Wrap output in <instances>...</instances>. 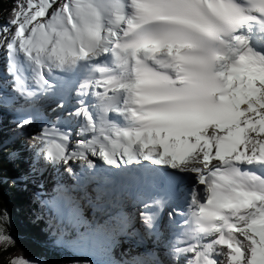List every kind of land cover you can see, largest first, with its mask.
Listing matches in <instances>:
<instances>
[{
	"label": "snow or ice",
	"instance_id": "obj_1",
	"mask_svg": "<svg viewBox=\"0 0 264 264\" xmlns=\"http://www.w3.org/2000/svg\"><path fill=\"white\" fill-rule=\"evenodd\" d=\"M0 49L18 97L59 95L63 115L31 137L39 161L70 175L77 161L150 162L163 194L137 216L170 264H264V0H14ZM60 195L77 217L104 210L70 187ZM84 219L108 233L130 218ZM7 223L0 257L14 246Z\"/></svg>",
	"mask_w": 264,
	"mask_h": 264
},
{
	"label": "trees",
	"instance_id": "obj_2",
	"mask_svg": "<svg viewBox=\"0 0 264 264\" xmlns=\"http://www.w3.org/2000/svg\"><path fill=\"white\" fill-rule=\"evenodd\" d=\"M12 7L10 0H0V24L6 23ZM11 117L7 113L0 115L1 140L10 134L7 119ZM35 134L16 137L15 142L0 147V215L6 216L7 232L14 241V246L0 257V264H7L9 254L22 255L37 264H69L68 256L54 241L59 237L69 240L78 234L71 217L63 219L54 212L50 215V206H45L37 195L25 198L24 186L15 184L16 176L29 173L26 159L30 154L35 157L31 148V137ZM54 229L58 232L52 234ZM115 252L112 255L116 259Z\"/></svg>",
	"mask_w": 264,
	"mask_h": 264
},
{
	"label": "rangeland",
	"instance_id": "obj_3",
	"mask_svg": "<svg viewBox=\"0 0 264 264\" xmlns=\"http://www.w3.org/2000/svg\"><path fill=\"white\" fill-rule=\"evenodd\" d=\"M12 3H14V0H10ZM1 54H3V50L0 49ZM4 55V54H3ZM1 57V56H0ZM2 58V57H1ZM5 62V59L4 61ZM4 70L3 64L0 62V71ZM6 78V77H5ZM1 109H4V112H8L11 113L13 111V109H6V106L3 105L1 107ZM12 113H15L14 111ZM21 114H14L12 115V117L10 119H7V128H8V132H11L12 135L17 134V138H20L24 135H31V134H35V132H39L41 125H39L37 123V119H33V123L31 126L26 127L24 129H20L17 127V123L18 121L22 118ZM16 121V123H14ZM45 162L39 161L37 159V161L35 162V164H33L31 166L33 170V174L28 177L30 179V181L32 180V184H29L28 186V191H27V187H25V190L27 192V194H31L30 192L32 191L33 193H37L36 188L34 187V183H35V179H36V175L39 171V169L41 168V165L44 164ZM72 182H74L73 178L72 180H70ZM17 186H19L20 184L18 182L15 183ZM25 198H27V196L25 195ZM75 221L78 222V220L75 218ZM118 227L116 228L115 232H102L100 230H97L96 232H98L99 234H106V238L108 236V240L110 241V239L112 238L113 234L118 235ZM89 231L87 232V235L84 237V239H71V241L68 243L66 240L64 239H60L56 238L55 239V243L57 246L61 247V251L63 253H65L69 259H67L69 262V264H119L117 260H113L111 259V257L108 255V251L110 249V247H112L111 245H115V243L118 241L117 238L115 240L111 239V244L109 245V248L103 246L104 244H99L97 243L93 238H91V240L89 239ZM56 231L55 229L51 231L52 234H55ZM61 233V231H59ZM113 241V242H112ZM82 242V243H81ZM108 243V242H107ZM114 243V244H113ZM79 245L80 247H85V251L84 252H69V250L71 248L77 247ZM108 246V244L106 245ZM99 248H105V252L103 254L98 253ZM69 249V250H68ZM65 250L69 253L67 254L65 252ZM122 254L124 249L121 248ZM73 255V256H71ZM113 257V255H112Z\"/></svg>",
	"mask_w": 264,
	"mask_h": 264
},
{
	"label": "bare ground",
	"instance_id": "obj_4",
	"mask_svg": "<svg viewBox=\"0 0 264 264\" xmlns=\"http://www.w3.org/2000/svg\"><path fill=\"white\" fill-rule=\"evenodd\" d=\"M0 56L2 57V58L0 57V62L3 64V67H4L3 72H4V71H6L5 70V62H3L4 61V55L1 54V52H0ZM43 107L44 106H41V108L37 107L35 110L37 112L41 113L40 116H46L47 117V120H50V119L55 120L57 116H62L63 115V113L61 112V110L58 109V108H56V107L53 109V112L50 113V114H48L47 108L46 109H43ZM94 162H95L96 166L99 165L101 168H106V169H109V170H114L115 169L114 167H110V166L106 165L101 160H94ZM145 165H146V168H149L150 162H145ZM71 166L73 167V165H71ZM42 167H43L44 176L46 175L45 176V180H46L45 183L47 185H49L50 187H53V188H58V180L56 178L52 179V177L57 172V170H59V171L61 170V172L65 175V177H66V179L68 181L72 180V178L74 179V177L76 176V171L72 175H67L65 173L66 170H65L64 167H60V166H56V165H49L46 162L43 164ZM130 167H132V166H130ZM93 169H97V167H95ZM93 169H85V171L83 172V175H84V177H85V179L87 180L88 183L91 181V179L93 177L89 172L90 171L92 172ZM108 178L109 177H107L106 175H102V179H104L105 181H107ZM118 201H120V200H118ZM112 202H113L112 204H114V206H116V208L119 210V213L121 211H128L131 215H133V220L131 222H129V225H136V224H138V226L141 229V231H143V225L140 223L139 220H136L139 217L137 216V214L134 213V211H133L132 208H130L129 206H127V204L125 202L116 203V202H114V200H112ZM50 208H51V206H50ZM144 234H146V233H144ZM150 241H151L150 237L143 241L142 250L144 252H148L149 251V248L151 246H153L152 244H150ZM153 247H155V249L163 250L164 249V247H163V241H161L160 243H157V245L156 246H153ZM84 251H85V247H80L79 245L77 247H74V248H71L70 249V252L71 253L72 252H74V253L81 252L82 253ZM160 256H161V259L163 261H165L167 264H170L169 257L167 256V254H166L165 251H164V253H161ZM157 258H158L157 253L156 252H153L152 253V256H151V259L156 260Z\"/></svg>",
	"mask_w": 264,
	"mask_h": 264
}]
</instances>
